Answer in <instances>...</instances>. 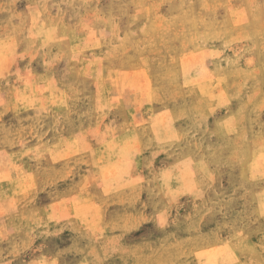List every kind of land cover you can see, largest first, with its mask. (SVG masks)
<instances>
[{
	"label": "rangeland",
	"instance_id": "obj_1",
	"mask_svg": "<svg viewBox=\"0 0 264 264\" xmlns=\"http://www.w3.org/2000/svg\"><path fill=\"white\" fill-rule=\"evenodd\" d=\"M0 264H264V0H0Z\"/></svg>",
	"mask_w": 264,
	"mask_h": 264
},
{
	"label": "bare ground",
	"instance_id": "obj_2",
	"mask_svg": "<svg viewBox=\"0 0 264 264\" xmlns=\"http://www.w3.org/2000/svg\"><path fill=\"white\" fill-rule=\"evenodd\" d=\"M244 165V164H243ZM239 178V177H238ZM28 189V188H27ZM242 203V202H241ZM246 205V204H245ZM247 209V208H246ZM254 213V212H253ZM240 217V216H239ZM249 217V216H248ZM243 218V217H242ZM234 222V221H233ZM261 222V221H260ZM260 225V224H259ZM255 226V225H254ZM249 231V230H248ZM241 244H242V242H241ZM255 250V249H254Z\"/></svg>",
	"mask_w": 264,
	"mask_h": 264
}]
</instances>
